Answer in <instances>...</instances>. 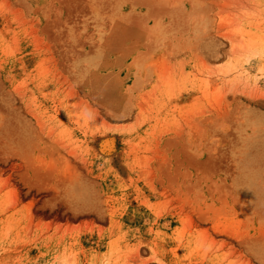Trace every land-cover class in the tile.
I'll return each mask as SVG.
<instances>
[{
  "label": "rangeland",
  "instance_id": "1",
  "mask_svg": "<svg viewBox=\"0 0 264 264\" xmlns=\"http://www.w3.org/2000/svg\"><path fill=\"white\" fill-rule=\"evenodd\" d=\"M0 264H264V0H0Z\"/></svg>",
  "mask_w": 264,
  "mask_h": 264
}]
</instances>
